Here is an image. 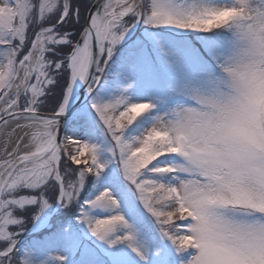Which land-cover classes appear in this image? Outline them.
<instances>
[{
	"label": "snow or ice",
	"instance_id": "6c2138e0",
	"mask_svg": "<svg viewBox=\"0 0 264 264\" xmlns=\"http://www.w3.org/2000/svg\"><path fill=\"white\" fill-rule=\"evenodd\" d=\"M137 23L209 34L206 58L170 59L174 87L117 73L102 92L115 53L163 49L130 44ZM261 98L264 0H0V264H264ZM69 116L87 139L59 138ZM29 223L49 229L30 258Z\"/></svg>",
	"mask_w": 264,
	"mask_h": 264
},
{
	"label": "rangeland",
	"instance_id": "374dc122",
	"mask_svg": "<svg viewBox=\"0 0 264 264\" xmlns=\"http://www.w3.org/2000/svg\"><path fill=\"white\" fill-rule=\"evenodd\" d=\"M29 34L31 35V30ZM155 34H159L163 37L164 47L163 49H161L159 47L154 46V44H149V59L146 62L137 60L135 58H131L121 62L119 59L121 57V53H115V57L117 58V64L109 72V77L106 83H104L103 89L101 90L102 92L104 91V89H109L115 86L119 79L117 73H122L124 78H128L130 80H137L144 85L151 86L153 90L174 87L177 86L179 73H173L169 70L168 61L170 59L175 60L177 57H179L182 58L185 65H195L198 58H206V53H204L203 51L202 39L203 37L209 35L207 33H192L174 28H149L148 25L141 23L140 27L138 28L137 24L134 26V28L131 30L129 36L126 37V39L130 44L137 43L140 41L148 43L150 35ZM158 38L159 37H157V39ZM121 47L123 48L124 45L122 44ZM120 82L123 83V80H120ZM137 102L144 101L141 100ZM73 134L75 139L88 138L87 131L81 125L77 130L74 131ZM63 137L64 135H62V139ZM85 155H87V153H85ZM93 190L94 187L83 192L82 199H85L90 196ZM59 212L63 214L62 218L65 220H75L76 218L73 210L59 209ZM78 212L79 208L77 207L75 209V213L78 214ZM50 223L58 226L59 220L51 221ZM31 227L33 226L31 225V223H29L26 226V230L22 232L21 235L28 231ZM48 234L49 229L46 228L45 230L36 234L40 236L39 238H37V240L31 241L30 243L29 241L23 242L19 247L21 253L25 254L30 258L31 255L34 254V249L31 247V245L41 243ZM161 243L165 242L161 241ZM167 246L169 248L172 247L170 243H168ZM192 251L193 250H189L188 252H185V258H187ZM46 252L47 256L51 257L63 254V250L56 247L48 248L46 249ZM47 256L45 257V259L47 258Z\"/></svg>",
	"mask_w": 264,
	"mask_h": 264
},
{
	"label": "water",
	"instance_id": "95a60500",
	"mask_svg": "<svg viewBox=\"0 0 264 264\" xmlns=\"http://www.w3.org/2000/svg\"><path fill=\"white\" fill-rule=\"evenodd\" d=\"M139 23H137L138 26ZM89 98V94L85 88L84 85H78L75 90H74V98L72 100V110L75 111L77 108H79L87 99ZM68 114H66L67 116ZM70 116L68 117L69 120ZM66 124L64 121H62V126H61V130H60V136L59 138L61 139L64 128H65ZM44 228L41 229H34L33 227L31 229H29L26 233H24L20 238H19V245H21L29 236H31L32 234H35L37 232H39L40 230H42Z\"/></svg>",
	"mask_w": 264,
	"mask_h": 264
},
{
	"label": "trees",
	"instance_id": "16d2710c",
	"mask_svg": "<svg viewBox=\"0 0 264 264\" xmlns=\"http://www.w3.org/2000/svg\"><path fill=\"white\" fill-rule=\"evenodd\" d=\"M108 77H109V73H107V75H106V81H107ZM106 81H105V83H106ZM79 127H80V125L76 124V122H74L72 120L69 121L67 126L65 127L64 135H72L74 133V131L77 130ZM94 186H95V178H90V181L86 185V190H89V189L93 188ZM39 237H40L39 235L38 236H32L26 242L29 241V243H30L31 241L37 240V238H39Z\"/></svg>",
	"mask_w": 264,
	"mask_h": 264
},
{
	"label": "clouds",
	"instance_id": "9594fccd",
	"mask_svg": "<svg viewBox=\"0 0 264 264\" xmlns=\"http://www.w3.org/2000/svg\"><path fill=\"white\" fill-rule=\"evenodd\" d=\"M261 103L264 104V98H261Z\"/></svg>",
	"mask_w": 264,
	"mask_h": 264
},
{
	"label": "bare ground",
	"instance_id": "6f19581e",
	"mask_svg": "<svg viewBox=\"0 0 264 264\" xmlns=\"http://www.w3.org/2000/svg\"><path fill=\"white\" fill-rule=\"evenodd\" d=\"M39 229H41V228H39ZM39 229H38V230H39Z\"/></svg>",
	"mask_w": 264,
	"mask_h": 264
}]
</instances>
